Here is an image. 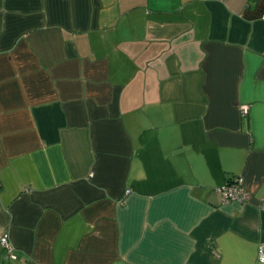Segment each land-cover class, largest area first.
I'll return each instance as SVG.
<instances>
[{"label":"crops","instance_id":"0c3cea01","mask_svg":"<svg viewBox=\"0 0 264 264\" xmlns=\"http://www.w3.org/2000/svg\"><path fill=\"white\" fill-rule=\"evenodd\" d=\"M3 234L0 264H264V0H0Z\"/></svg>","mask_w":264,"mask_h":264},{"label":"built area","instance_id":"2783aa9c","mask_svg":"<svg viewBox=\"0 0 264 264\" xmlns=\"http://www.w3.org/2000/svg\"><path fill=\"white\" fill-rule=\"evenodd\" d=\"M240 114L246 113V106H239ZM127 192V191H126ZM219 192L221 195V200L223 202H236L243 204L247 198V193L243 189L240 178L230 177L220 188ZM0 249L3 251L4 256L7 259H14L15 253L13 247L9 243L7 236L5 234L0 235ZM257 261L264 262V244L260 243L257 245Z\"/></svg>","mask_w":264,"mask_h":264}]
</instances>
